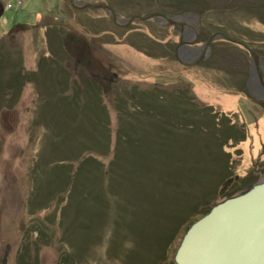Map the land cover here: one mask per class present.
Returning <instances> with one entry per match:
<instances>
[{
	"label": "rangeland",
	"instance_id": "obj_1",
	"mask_svg": "<svg viewBox=\"0 0 264 264\" xmlns=\"http://www.w3.org/2000/svg\"><path fill=\"white\" fill-rule=\"evenodd\" d=\"M0 47V264H173L264 177V0H0Z\"/></svg>",
	"mask_w": 264,
	"mask_h": 264
},
{
	"label": "water",
	"instance_id": "obj_2",
	"mask_svg": "<svg viewBox=\"0 0 264 264\" xmlns=\"http://www.w3.org/2000/svg\"><path fill=\"white\" fill-rule=\"evenodd\" d=\"M231 182L220 189L223 195ZM6 247L1 264H6ZM173 264H264V177L222 197L183 234Z\"/></svg>",
	"mask_w": 264,
	"mask_h": 264
},
{
	"label": "trees",
	"instance_id": "obj_3",
	"mask_svg": "<svg viewBox=\"0 0 264 264\" xmlns=\"http://www.w3.org/2000/svg\"><path fill=\"white\" fill-rule=\"evenodd\" d=\"M224 35V34H223ZM226 36V35H225ZM224 36V37H225ZM226 38H228V37H226ZM229 39V38H228ZM1 48V47H0ZM92 87H94V86H92ZM139 91H141L140 89H137V88H135L134 90H132V91H129V92H126L125 91V94H131V92H132V94H133V96H136L133 92H139ZM157 92V91H156ZM149 94V93H148ZM169 94H171V93H169ZM184 94H185V92H180V91H178L177 93H175V94H171L169 97H171L172 99H171V101H173V103L171 102V104H172V113H184L182 110H178V111H175L174 110V108H180L181 107V102H180V104H178V102L179 101H181V100H178L177 98H178V96H179V98H183L184 97ZM175 95V96H174ZM140 96V95H139ZM146 96V95H145ZM177 96V97H176ZM151 97H153V99L152 100H157L156 99V97L157 96H153L152 94H151ZM158 97H160V98H163L162 96H159L158 95ZM115 98V100L116 99H118V97H117V95L114 97ZM186 98H188V97H186ZM134 100H137L138 101V97L136 96L135 97V99ZM148 100V99H147ZM147 100H146V103L145 102H143L142 100H141V102H139V104H140V106H139V108H140V111H141V113H143V111H145L144 113H150V110L151 109H147L148 108V103H147ZM151 102V101H150ZM155 105H156V108H157V104L156 103H154ZM176 105V106H175ZM153 111V110H152ZM211 208L209 207L208 208V210H206L205 211V213L203 214V216L210 210ZM201 217H199V218H197L196 220H194L193 221V223L195 222V221H197L198 219H200ZM193 223H191L190 225H188V227L185 229V231L193 224ZM39 233H41L40 231H39ZM185 233V232H184Z\"/></svg>",
	"mask_w": 264,
	"mask_h": 264
},
{
	"label": "built area",
	"instance_id": "obj_4",
	"mask_svg": "<svg viewBox=\"0 0 264 264\" xmlns=\"http://www.w3.org/2000/svg\"><path fill=\"white\" fill-rule=\"evenodd\" d=\"M20 1H18V3L16 2L17 5H19Z\"/></svg>",
	"mask_w": 264,
	"mask_h": 264
}]
</instances>
